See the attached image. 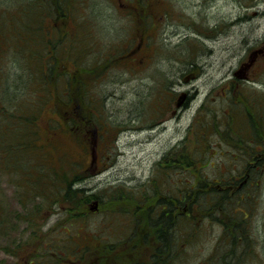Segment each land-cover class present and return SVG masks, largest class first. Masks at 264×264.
Returning <instances> with one entry per match:
<instances>
[{
    "label": "rangeland",
    "instance_id": "obj_1",
    "mask_svg": "<svg viewBox=\"0 0 264 264\" xmlns=\"http://www.w3.org/2000/svg\"><path fill=\"white\" fill-rule=\"evenodd\" d=\"M65 3L73 7L61 8ZM16 11L0 0V80L28 76L24 68L37 43L27 31L38 11ZM48 12L52 23L44 11L39 17L55 26L57 42L65 35L61 47L82 54L84 86H58V97L41 111V140L33 142L26 124H18L20 143L34 144L20 150L18 169L30 171L35 183L43 182L46 166L54 174L63 169L71 184L59 191L49 183V197L37 196L35 184L0 160V264H213L241 210L217 183L227 175L241 179L246 158L254 165L255 155L264 157L239 140V121L235 132L222 123L233 97L264 98V54L248 66L264 49V0H57ZM14 22L21 28L15 38ZM14 42L22 57L7 45ZM237 152L246 157L238 165ZM35 155L41 170L36 162L29 167ZM258 171L253 210L241 196L255 224L253 264H264V166ZM193 184L181 223L173 197ZM167 200L177 221L160 243L153 213Z\"/></svg>",
    "mask_w": 264,
    "mask_h": 264
},
{
    "label": "trees",
    "instance_id": "obj_2",
    "mask_svg": "<svg viewBox=\"0 0 264 264\" xmlns=\"http://www.w3.org/2000/svg\"><path fill=\"white\" fill-rule=\"evenodd\" d=\"M10 3H12L13 6L17 7V16L21 14V9H23L24 6H27L29 9L32 8L34 11H38V15H36L30 21L27 31L30 34V38H33L35 39V41H37V43L34 44L33 51H29L28 62L24 68V71L28 73V76L25 73L22 77H10L8 75L7 77H4L2 80H0V126H2L0 128V160H2L3 164H5V170L9 169L20 171L18 169L20 163L17 159V155L20 153V150L27 149L33 146V142L38 136H40V139L38 137V140H41L42 133L40 129L41 125L39 124V122L41 120L42 109H44L48 103L58 97V86L61 83L65 84L66 89L71 88L74 81L75 86H77L78 81L84 86L82 78L84 77L85 67L84 65H80L82 59V54L80 53V51L76 56L75 51H71V46L61 47V43L64 41L65 35L57 42L56 28L51 24L54 18L51 17L48 12V10L55 7V5L57 4V0H29L27 2L23 0H10ZM64 7H66V10H68L73 7V4L67 3L66 5H63V7L61 6V8ZM41 11L48 13V16L51 19V23L49 22V20L47 21V23L45 19L41 20V17H39ZM68 12L69 11L64 10V14L62 13V17L67 19ZM9 15L12 16V13H9ZM17 16L12 17V19L15 21V18H17ZM11 30L12 33L15 32L13 34V38H15V36L19 35L21 28L14 22ZM8 44L13 48L11 49V52L17 51V54L22 57L21 52L23 49H21L20 46L16 45L15 42L12 44L7 43V45ZM63 48H65V50ZM254 52H256V57L258 58L262 54H264V49ZM70 53H72L73 55ZM31 56L32 59L30 62L29 58ZM23 57L25 60V55ZM24 60L21 61V64L24 62ZM254 60L252 61V63L255 62ZM250 61L248 62V64H250ZM71 64L74 69L71 72H68L69 70H71V68H69L71 67ZM64 65L67 71L62 69ZM58 78L60 79L59 81ZM79 78H81V80H79ZM11 84H13V88L9 90L8 87L11 86ZM38 93L42 94V98H38ZM240 94L244 93L240 92ZM223 99L227 100L226 94H224ZM5 100H8V102H4ZM162 100L163 99H161V101ZM91 103V101L88 102V104ZM222 112H224L222 114V123L227 130H230L232 128L234 120L239 121V123L236 124L237 131L235 132L233 129H231L236 134H240L242 136L239 140H242L244 143L247 142L249 146L253 147L252 149H258V147L264 145V98L258 96L257 98L245 97L242 100H235L233 97L230 102H228V106L225 105V108H223ZM93 116L99 124L103 125L97 115L94 114ZM8 117L13 121L11 125L7 124L4 121ZM19 123L26 124L28 129V136L29 138H31V140H33V142L28 139V142H24L23 144L20 143L22 134L18 131ZM50 126L56 128L57 126H60V124L51 123ZM36 127L38 128V130H40L39 132H37V130L35 129ZM206 131L215 134L216 128L213 125V129L211 130V128H209L208 126ZM234 147L237 148V146ZM42 153H44V151ZM237 154L242 153H236L237 160L234 161L238 165V158H244L245 156L244 154ZM44 156L45 160H47V154L44 153ZM202 156L203 153H198V158L194 161H201ZM37 158L38 157L35 155L30 159L29 167L30 165L34 164L33 162L37 163ZM255 159L259 160V164L256 168L252 167L251 162L249 163V165H247V162L249 161L246 158V162L243 167L244 172L238 173L239 176H242L243 173H246V175L247 173L250 174V177L247 179L246 183L244 182L246 176H243L241 178L242 180H237L234 176H232L231 178L229 177V175H227V178L223 177V180L217 183L223 186H227L230 189V197L232 198V200H235L231 203H233V205L236 203V206L239 208L241 207V210L240 214H238L236 211L235 216L231 218L232 222H237V227L233 226L231 233H227L225 235V251L221 254L218 253L216 255L217 258L216 261L213 262V264H253L256 262V260H253V258H256L254 256L256 255V251L259 247L256 243L257 238L254 236L255 224L252 220L251 212L247 213V208L245 206V203H243V197L241 196L244 195V197H246V203L249 205L250 209L253 210L255 203H257L258 201L254 196V192L258 191L257 188L260 186L262 176V172H259L258 170L260 169V167L264 166V157L262 159H259V157L255 155ZM191 166H188V168H190ZM35 168L41 170L38 163L37 165H35ZM47 168L48 167L46 166L45 169H42L44 175L43 182L41 181V179L37 178L39 179L38 182L41 183L40 185L37 184L38 182L35 183V180L30 171H20V173L25 176L24 179H28L29 183L35 184L37 196L49 197L50 194H47V191L50 184V188H57L59 191L66 190L65 187L71 184L69 175L70 173L68 171H64L63 169H61L59 174H54L53 172L51 173V170L49 168ZM74 168L79 169V165H76ZM76 176L78 175L73 176V178H75ZM24 179L23 181L25 183L26 180ZM45 181L46 184L44 185L43 183H45ZM39 186L41 187L39 188ZM233 188L236 191L232 193L231 190ZM194 189H196V186L194 184L190 185L187 189L181 191V197H179L178 195H174L173 197L175 202L174 204L179 210L176 217L181 220V223L182 221H185V218H188L189 215H180V210H182L187 203L191 202V194ZM84 197H86V199H83V201L85 200L84 202L86 204L91 197L96 196L92 195L90 197ZM166 198L168 199V195H166ZM209 198L210 200L213 199V195L212 193H210L208 197L207 192L206 199ZM153 215L156 218L158 225L155 224L152 225V227H155L156 235L158 236L157 238H159V241L163 243V239L168 238L167 236L169 234V230H172L171 225H169L168 223L173 222L174 224L177 221L176 219L174 220L173 217L172 201L167 200L163 204H157L156 208L154 209ZM262 217L264 221L263 213ZM180 231V233H182L184 236L183 227L182 229H180ZM184 244L185 242L182 241L180 246H183Z\"/></svg>",
    "mask_w": 264,
    "mask_h": 264
},
{
    "label": "flooded vegetation",
    "instance_id": "obj_3",
    "mask_svg": "<svg viewBox=\"0 0 264 264\" xmlns=\"http://www.w3.org/2000/svg\"><path fill=\"white\" fill-rule=\"evenodd\" d=\"M253 56H254V58H256V56H257L256 52L253 54ZM249 153H264V145H261L260 147H258V149H254L253 151H249ZM253 162H254V165H252V167L256 168L258 166V164H259V160L258 159H253ZM249 177H250V174L247 173L246 179L244 181L245 183L247 182V179ZM235 227H237V222L236 221H235ZM155 236H156V239H158L156 233H155ZM160 243H162V242H160ZM156 249H158V248H156Z\"/></svg>",
    "mask_w": 264,
    "mask_h": 264
},
{
    "label": "water",
    "instance_id": "obj_4",
    "mask_svg": "<svg viewBox=\"0 0 264 264\" xmlns=\"http://www.w3.org/2000/svg\"><path fill=\"white\" fill-rule=\"evenodd\" d=\"M95 205H96V206H95V208H94V209H96V208H97V206H98V203L96 202V203H95Z\"/></svg>",
    "mask_w": 264,
    "mask_h": 264
}]
</instances>
